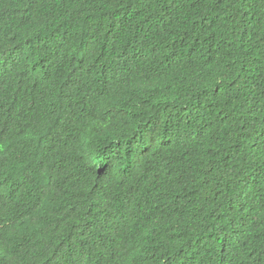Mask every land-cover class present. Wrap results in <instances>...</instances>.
Masks as SVG:
<instances>
[{
	"label": "trees",
	"instance_id": "trees-1",
	"mask_svg": "<svg viewBox=\"0 0 264 264\" xmlns=\"http://www.w3.org/2000/svg\"><path fill=\"white\" fill-rule=\"evenodd\" d=\"M0 264H264V0H0Z\"/></svg>",
	"mask_w": 264,
	"mask_h": 264
}]
</instances>
